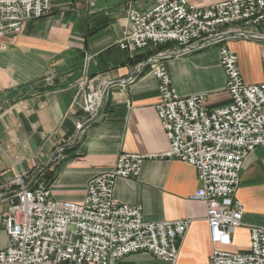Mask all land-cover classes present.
Here are the masks:
<instances>
[{
    "label": "crops",
    "instance_id": "1",
    "mask_svg": "<svg viewBox=\"0 0 264 264\" xmlns=\"http://www.w3.org/2000/svg\"><path fill=\"white\" fill-rule=\"evenodd\" d=\"M187 1L202 6L220 0ZM128 3L147 10L155 0H52L49 14L26 20L17 34L0 36V250L8 241L2 219L16 201L17 176L27 184L43 180L54 198L79 202L88 179L113 168L118 154L126 151L156 157L145 158L136 177L117 178L114 197L140 204L148 221L189 220L174 264H208L206 206L190 198L198 186L197 170L160 156L169 142L155 109L158 82L144 65L149 56L176 44L121 49ZM243 29L260 37L237 35L163 59L177 93H205L208 108L229 102L220 45L236 53L244 82L264 81V21ZM50 72L55 73L53 84L46 85ZM84 72L113 81L97 116L87 123L75 84ZM239 175L236 197L244 208L242 224L230 244L218 246L231 252L249 250L250 228H264V146L244 158ZM117 264L171 263L137 251Z\"/></svg>",
    "mask_w": 264,
    "mask_h": 264
},
{
    "label": "built area",
    "instance_id": "2",
    "mask_svg": "<svg viewBox=\"0 0 264 264\" xmlns=\"http://www.w3.org/2000/svg\"><path fill=\"white\" fill-rule=\"evenodd\" d=\"M125 6L121 49L176 44L175 49L149 56L144 65L158 82L155 109L169 142L160 156L187 162L197 170L198 186L190 198L206 206L208 264H264L263 227L250 228V248L245 252L218 247L230 244L234 229L242 224L244 208L236 190L243 160L264 146V81L244 82L236 53L220 45L218 59L230 99L208 108L205 93H177L162 61L237 35L260 37L243 28L264 21V0H220L202 6L187 0H155L147 10ZM51 9L52 0H0V36L19 33L26 20L43 17ZM54 75L47 74L44 83L53 84ZM112 83L106 75L85 72L76 80L85 123L97 116ZM152 157L156 155L120 152L113 168L88 179L79 202L54 198L43 180L27 184L17 176L16 201L3 213L8 241L0 250V262L117 264L127 254L146 251L174 264L189 220H145L140 204L118 201L113 194L117 178L136 177L143 160Z\"/></svg>",
    "mask_w": 264,
    "mask_h": 264
},
{
    "label": "water",
    "instance_id": "3",
    "mask_svg": "<svg viewBox=\"0 0 264 264\" xmlns=\"http://www.w3.org/2000/svg\"><path fill=\"white\" fill-rule=\"evenodd\" d=\"M92 120H94V119H92ZM92 120H91V121H92Z\"/></svg>",
    "mask_w": 264,
    "mask_h": 264
}]
</instances>
